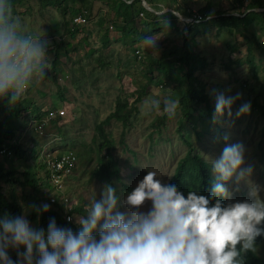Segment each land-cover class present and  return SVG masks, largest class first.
Instances as JSON below:
<instances>
[{
	"label": "rangeland",
	"instance_id": "obj_1",
	"mask_svg": "<svg viewBox=\"0 0 264 264\" xmlns=\"http://www.w3.org/2000/svg\"><path fill=\"white\" fill-rule=\"evenodd\" d=\"M27 1L12 7L13 17L26 33L51 43L47 75L34 81L22 99L32 100L41 112L63 109L65 114L52 123L46 122L45 115L38 116L31 106L20 113L18 125L12 128L17 131L16 140L27 155L23 160H5L0 156L5 169L12 164L18 174L32 168L42 176L39 165L43 153L49 150L57 156L72 152L77 165L68 179L69 190L84 211L83 215L75 213V221L86 215L88 205L100 198L106 185L92 176L96 157L104 158L105 154L104 150L97 153L99 141L94 126L114 111L116 101L121 99L128 100L133 111L128 125L110 120L104 126L111 142L110 155L119 167V180L112 179V183L121 211L125 210L123 200L128 193L121 190L123 183L135 188L147 171L156 172L157 178L164 182L169 181L177 162L187 151L183 138L192 141L206 161L207 157L218 158L226 134L227 143L245 145L246 163L254 169L249 182L241 184L233 200L249 199L252 190L258 199H264V116L259 108L264 104V32L255 20L235 26L230 19H217L222 11L238 13L248 3L264 0H246L244 4L236 0H145L153 11L143 6V0H135L127 19L116 13L115 6L102 5L98 0H85L82 4L67 0L65 15L55 6ZM83 8L88 10L89 18L86 24L75 27L72 36L70 20L75 9ZM148 37L153 38L154 44L147 42ZM185 42L199 58L192 73L205 85L211 112L210 117L205 104L193 107L190 122L181 116L179 107L174 119L163 112L164 101H177L186 88L183 67L175 59L186 50L182 48ZM137 49L141 50L142 58L136 55ZM249 52L256 65L255 75L248 62ZM212 88L230 95L241 93L232 111L235 113L239 104L250 101V113L239 118L225 114L213 123L214 101L209 95ZM152 100L161 102L159 112L149 110ZM5 114L0 100V121ZM162 116H165L163 126L158 124ZM202 122H207L206 127H202ZM41 123L46 125L40 132L35 131ZM43 184L46 197L50 189ZM2 192L6 201H15L20 215L26 214L28 219L32 208L35 211L34 192L28 187L3 182ZM148 207L150 204L143 210ZM5 215L9 214L0 212V218ZM28 220L38 227L35 220ZM257 252L264 258V240ZM10 254L16 259L15 252Z\"/></svg>",
	"mask_w": 264,
	"mask_h": 264
},
{
	"label": "clouds",
	"instance_id": "obj_2",
	"mask_svg": "<svg viewBox=\"0 0 264 264\" xmlns=\"http://www.w3.org/2000/svg\"><path fill=\"white\" fill-rule=\"evenodd\" d=\"M147 42L154 44L151 37ZM50 43L26 33L12 15L10 0H0V100L9 107L47 75ZM209 95L213 123L225 114L239 118L251 111L245 101L233 113L239 92L212 88ZM160 104L152 100L149 110L159 112ZM163 112L174 119L178 102L165 100ZM223 140L218 158L205 161L213 177L207 195L189 191L185 196L176 184L147 171L124 197V211L116 189L105 185L86 215L76 219L75 231L58 226L55 218L45 230L32 226L26 214L5 215L0 218V264H245L257 238L264 236V199L252 190L249 199L233 200L254 169L246 163L243 143H227V134ZM33 207L37 213L49 210L48 204Z\"/></svg>",
	"mask_w": 264,
	"mask_h": 264
},
{
	"label": "trees",
	"instance_id": "obj_3",
	"mask_svg": "<svg viewBox=\"0 0 264 264\" xmlns=\"http://www.w3.org/2000/svg\"><path fill=\"white\" fill-rule=\"evenodd\" d=\"M27 1V0H10L11 6L15 4ZM30 1V0H29ZM40 6H55L61 9L63 15L68 11L65 7V2L67 0H35ZM246 0H236L239 4H244ZM28 2V1H27ZM116 13L122 14L126 19L128 18L127 12L130 9H133L135 5V0L131 3H128V0H115ZM67 6V5H66ZM262 9H254V8ZM250 8V9H249ZM249 9V10H247ZM79 11V10H78ZM77 11V12H78ZM76 12V13H77ZM75 14V13H74ZM217 19L225 20L230 19L231 25L238 26L239 24H246L249 21H256L259 23L260 29L264 32V1L259 2H250L248 6L245 7L242 11L238 13H228L225 12L218 13ZM128 21V20H127ZM125 26V25H124ZM70 35L75 34V30L69 33ZM259 47H263V44H257ZM61 46V45H59ZM182 48H186L179 57L175 58L176 61L183 67L184 70V79L186 81V88L182 95L176 100L178 102V107L182 112V117L186 118L187 122L191 120V111L193 107H196L200 104L206 105V110L211 117L210 105L208 102V95L205 93V85L200 83L196 77L193 76V69L196 67V62L199 61V58L194 54L192 50H189L188 44L185 42ZM248 62L250 63L251 69L256 74V65L253 62V55L251 52L248 53ZM189 64V65H188ZM197 85H196V83ZM139 99V96H138ZM1 105L6 114L3 117V120L0 121V149L5 148L10 152V156H3L5 160L9 158H17L23 160L27 155V151L21 148L19 142H17L18 133L12 126L18 125L17 120L20 118V113L29 109V107H34L33 111H38V116L46 115L47 112L39 111V108L35 103L30 99H21L16 105L9 107L6 101L1 100ZM261 114L264 116V104L259 106ZM32 111V112H33ZM132 108L129 107L128 100L118 99L116 101L115 110L110 112L103 120L94 126V132L97 137V153L102 150L105 151L104 158L99 156L96 157L95 166L92 169V176L94 178L103 180L106 185H112L114 188L116 186L112 183V179L119 180V167L115 162L114 158L110 155L111 142L108 139L107 134L104 132V126L108 125L110 120L119 121L123 126H127L129 118L132 116ZM53 123V121H51ZM165 116H162L158 120V124L164 125ZM158 124L156 129H158ZM207 122H202V127H206ZM181 129V128H180ZM178 129L179 133L181 132ZM206 130V129H205ZM204 131H201V133ZM123 136V134H122ZM180 136L183 138V135L180 133ZM183 142L187 147L185 156L177 162L174 173L168 182L176 184L179 189L187 195L189 191H197L202 195H207L210 184L212 182V173L210 166L201 158L197 149L192 141L183 138ZM60 154V153H59ZM9 168H4V163L0 162V212L5 211L10 216H19L20 211L14 200L8 202L5 200L2 192V183L6 182L11 186H20L23 188H29L31 192H34L32 197L33 206L39 207L43 204L49 205V210L47 212L30 211L28 214V219L35 220L38 227L47 228V224L50 218H55L58 226L69 227L74 231L77 229L76 221L69 222L65 219V214L63 212L62 206L55 201L51 203L48 196H44L47 191L44 190V184L49 188V182L46 178V173L44 170V161L41 159V165H39L42 172L41 175H37L35 169L28 168L21 171L18 174V170L9 164ZM35 168V166H34ZM134 187L129 186L128 184H122L121 190L130 192ZM13 195V191H11ZM45 201V203H41ZM83 208L80 203H78L73 210V213H78L83 215ZM264 240V236L258 237L255 243V250L247 253L245 257V264H264V258H262L257 252V248Z\"/></svg>",
	"mask_w": 264,
	"mask_h": 264
},
{
	"label": "built area",
	"instance_id": "obj_4",
	"mask_svg": "<svg viewBox=\"0 0 264 264\" xmlns=\"http://www.w3.org/2000/svg\"><path fill=\"white\" fill-rule=\"evenodd\" d=\"M89 18V12L86 8L80 9L70 20V32L75 30L78 25H84ZM136 55L142 58L141 50H136ZM65 111L63 109H55L48 112L44 117L46 122L53 121L57 117H63ZM45 122V123H46ZM40 124L34 128L35 131L40 132L46 124ZM0 156H10V152L5 148L0 149ZM42 160L44 161V170L46 178L49 182L50 194L48 195L51 203H58L62 206L66 221H75L74 207L78 204L77 199L69 190L70 181L68 180L73 174L77 158L72 152L60 153L54 156L49 150L43 153Z\"/></svg>",
	"mask_w": 264,
	"mask_h": 264
},
{
	"label": "crops",
	"instance_id": "obj_5",
	"mask_svg": "<svg viewBox=\"0 0 264 264\" xmlns=\"http://www.w3.org/2000/svg\"><path fill=\"white\" fill-rule=\"evenodd\" d=\"M85 0H71V2H76L77 4H82V2H84ZM102 5L105 6H118L117 3L115 4V0H98ZM133 0H128V3H131ZM149 1V0H148ZM155 1V0H152ZM153 4V3H152ZM70 5V4H69ZM51 7V6H50ZM56 11V10H55ZM78 11V9L74 10V13H76ZM57 12V11H56ZM73 13V14H74ZM76 31V29H75Z\"/></svg>",
	"mask_w": 264,
	"mask_h": 264
},
{
	"label": "water",
	"instance_id": "obj_6",
	"mask_svg": "<svg viewBox=\"0 0 264 264\" xmlns=\"http://www.w3.org/2000/svg\"><path fill=\"white\" fill-rule=\"evenodd\" d=\"M143 2V6H145L147 9H149V10H152L153 11V9L146 3V1L145 0H143L142 1ZM256 9H258V8H256ZM260 9V8H259ZM176 15H178V16H180V17H182V18H184L183 16H182V14H180L179 12H177V11H173Z\"/></svg>",
	"mask_w": 264,
	"mask_h": 264
},
{
	"label": "bare ground",
	"instance_id": "obj_7",
	"mask_svg": "<svg viewBox=\"0 0 264 264\" xmlns=\"http://www.w3.org/2000/svg\"><path fill=\"white\" fill-rule=\"evenodd\" d=\"M142 60V59H141Z\"/></svg>",
	"mask_w": 264,
	"mask_h": 264
}]
</instances>
